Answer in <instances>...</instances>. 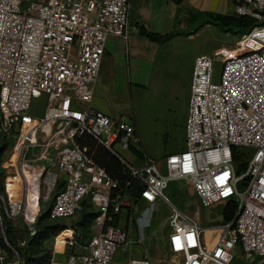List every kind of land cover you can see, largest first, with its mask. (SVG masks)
Listing matches in <instances>:
<instances>
[{
  "label": "built area",
  "instance_id": "built-area-1",
  "mask_svg": "<svg viewBox=\"0 0 264 264\" xmlns=\"http://www.w3.org/2000/svg\"><path fill=\"white\" fill-rule=\"evenodd\" d=\"M129 10L130 0H0V131L21 123L25 133L30 100L44 98L43 115L26 134L24 148L29 133L42 134L36 161L53 164L42 165L38 172L46 173L51 189L60 185L49 217L69 220L83 201L94 212L90 239L69 253L65 264H109L127 244H136L120 226L134 201L170 208L166 264H231L236 249L247 264H264V0H234V14L255 24L240 36L235 54H216L222 63L218 82H212L209 56L194 59L185 150L161 162L144 158L136 167L126 160L140 146L135 126L91 107L106 41H127ZM85 135L122 162L139 184L137 199L128 183L121 187L79 146L77 138ZM235 148L248 150L242 172L234 163ZM22 174L25 200L0 195L8 218L26 214L25 204L33 198L23 169ZM57 175L62 176L58 184ZM181 181L205 207L236 199L234 218L200 226L164 194ZM205 229L216 231L210 244ZM129 264L150 262L130 258Z\"/></svg>",
  "mask_w": 264,
  "mask_h": 264
},
{
  "label": "rangeland",
  "instance_id": "rangeland-1",
  "mask_svg": "<svg viewBox=\"0 0 264 264\" xmlns=\"http://www.w3.org/2000/svg\"><path fill=\"white\" fill-rule=\"evenodd\" d=\"M147 2L148 0H130L129 25L135 24L138 10L143 8V4L146 6ZM233 8L234 0H183L173 5L171 10L176 19L172 21L171 32L175 36L162 44H156L140 37L134 41L135 37L130 35L126 52L129 60L128 71L125 73L124 70V76L121 71L115 72L110 77L109 71L103 82H100L91 107L98 110L95 107L98 104L105 107L104 114L132 123L139 135L138 151L142 152L145 158L161 162L167 155L185 150L188 88L186 90L184 84L186 80L184 69L188 59L193 55L209 56L212 59V82H218L222 63L216 54H228L227 52L230 51L235 54L236 43L241 34L233 30H225L221 22L213 20L211 16L235 15ZM132 35L137 36V32L133 31ZM133 69L138 70V77L133 74ZM126 75L130 76L132 84L129 83L130 80ZM135 81H138L140 86L134 85ZM45 105L44 98H32L29 108L25 111V115L29 118L22 130L26 129V132L20 131L22 128L20 123L0 135V148L4 146L0 151V195L5 200H11V195L9 196L5 191V181H24L23 169L28 180L27 193L33 197V200L35 199V206L30 213H27L29 203L25 204L26 214L19 213L9 219L12 220L14 227L27 228L29 234H34L36 220L48 210L53 196L60 188L58 185L51 189L46 173L40 175L38 172L42 165L50 168L53 164L47 160L36 161L37 143L43 137L42 134L29 133L28 143L31 146L24 148L26 134L43 115ZM240 150L248 152L246 149L240 148ZM248 156L247 153V158ZM126 160L134 167L141 164L139 158L131 153L126 154ZM19 164L25 167H18ZM56 178L58 184L62 176L57 175ZM35 184L38 185L36 195L32 190ZM164 194L177 209L194 217L202 227H211L223 222L222 213L226 202L202 206L188 189L186 182L172 183ZM0 209L6 213L1 199ZM169 212L170 208L166 205L159 204L155 207L134 201L133 208L128 211L126 223L121 222L120 226L124 225L128 239L136 244H127L109 264H129L130 258H144L150 264H166L170 259L166 245L169 229L165 226ZM79 215L80 211L73 218L63 222L66 224L65 228L51 234L41 244V250L46 251L49 256L39 264H65L68 253L72 252L71 249L85 246L73 226ZM33 217L34 220H31ZM125 217L126 210H122L121 219ZM48 222L56 223L50 219ZM90 230L92 231V222ZM215 232L205 233L209 244L215 239V236L213 237ZM138 240L141 244L137 243ZM18 244L21 247L25 246L24 242ZM10 251L11 254L0 248V264H18L17 255ZM231 264H247L239 249L234 251Z\"/></svg>",
  "mask_w": 264,
  "mask_h": 264
},
{
  "label": "trees",
  "instance_id": "trees-1",
  "mask_svg": "<svg viewBox=\"0 0 264 264\" xmlns=\"http://www.w3.org/2000/svg\"><path fill=\"white\" fill-rule=\"evenodd\" d=\"M171 1L178 4L182 0ZM211 17L213 20L220 21V24L225 30H233L241 35L255 24L254 20L245 16L216 14ZM139 33L150 42L156 44H162L175 36L173 32L166 34L151 33L144 27L139 29ZM1 134H3L2 131H0V135ZM77 142L81 148L87 149L88 155L91 156L99 166L103 167L112 179L120 182L121 187H123L125 183H128L130 194L137 199L139 184L136 180L131 179V177L127 175L126 171H124L122 162L116 156L108 149L98 144L97 141L90 136L85 135L78 137ZM3 148L4 146L0 148V151H2ZM247 153L248 152L241 151L238 148L234 149L233 159L239 172L244 171L246 168V160L248 159ZM136 155L140 159L145 158L142 152L136 151ZM237 203L236 199L226 202L222 213L223 222H229L234 218L237 210ZM79 211V218L73 226H75L76 232L81 237V241L83 240L84 244H86L91 237L90 225L94 217V212L85 201L81 203V209ZM49 219L48 208V210L36 220L34 234H29L25 227H14L12 220L0 209V248L6 250L10 254L12 253L10 250L15 252L18 257V264L42 263L49 254L41 250V244L44 243L51 234L63 230L66 226V224L63 223L65 220L50 219V221L56 222L50 223L48 222ZM19 242H24L25 246L21 247L18 244Z\"/></svg>",
  "mask_w": 264,
  "mask_h": 264
},
{
  "label": "crops",
  "instance_id": "crops-1",
  "mask_svg": "<svg viewBox=\"0 0 264 264\" xmlns=\"http://www.w3.org/2000/svg\"><path fill=\"white\" fill-rule=\"evenodd\" d=\"M173 5H175V3L172 2L171 0H148L147 5L145 6L143 4V8L138 10V17H137L138 19L135 22V24L129 25L128 23V27H129L128 38L131 35V37H135L134 41L137 40L138 37L146 39L139 33V29L141 27H144L148 32L155 33V34H166V33L171 32V29L173 28L172 21L174 22V19H176V16L175 17L173 16L172 10H171ZM139 8H141V6ZM129 17H130V10H129L128 19ZM167 20H169L170 22H167ZM133 31L137 32V36L132 35ZM127 41L124 42L123 40L119 38H115V37H109L107 39L106 44H105L104 54H103L102 61L99 67L97 79L93 86V96H95L96 89L99 88L100 82H103V79L107 77V74H109V71L111 74L109 75V77L113 76L115 72L120 73L121 71L124 76V70H125V73L126 71H128L129 60L126 54L127 47H128ZM230 54H233V53L230 52ZM196 57H197L196 55H193L192 57H190L188 59V64L186 68L184 69V74H185V79H186L184 84L186 85V90L188 88V100H189V93H190L191 72L193 68L194 59ZM136 62L139 63L138 61ZM133 74L136 77H138V74H139L138 70L133 69ZM126 78H128V80H130L129 83L132 84V80L130 76L126 75ZM137 82L138 81H135L133 82V84L136 86H140V84ZM187 106H188V103H187ZM95 107L98 109V111L102 113L105 109V107H101L98 104L95 105ZM136 132L138 134L137 130ZM139 160L141 162L142 159L139 158ZM5 191L9 196L11 195L12 200H25L26 189H25V184L22 180L16 181V182L6 180L5 181ZM82 247L84 246L82 245L80 248ZM71 250L74 251V250H79V249L73 248Z\"/></svg>",
  "mask_w": 264,
  "mask_h": 264
},
{
  "label": "bare ground",
  "instance_id": "bare-ground-1",
  "mask_svg": "<svg viewBox=\"0 0 264 264\" xmlns=\"http://www.w3.org/2000/svg\"><path fill=\"white\" fill-rule=\"evenodd\" d=\"M44 126H45V127H44V128H45V131L48 132L49 123L46 122V124H45ZM34 183H35V182H34ZM36 187H37V185L35 184V185H34V189H32V190H34L33 193H34L35 195L37 194V192H36V191H37V188H36ZM31 192H32V191H31ZM31 192H30V193H31ZM32 195H33V194H32ZM34 202H35V199H34V200L32 199V200L29 201L28 208H27V213H30V212L32 211L33 207L35 206V205H34ZM27 215L30 216V217L32 216V214H27ZM33 218H34V217H33ZM212 231H214V230H212V229H209V230H208V229H205V233H207V232H212Z\"/></svg>",
  "mask_w": 264,
  "mask_h": 264
}]
</instances>
